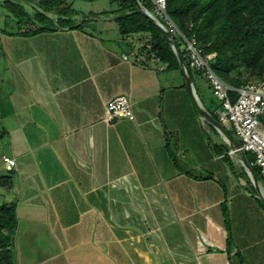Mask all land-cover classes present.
<instances>
[{
	"label": "crops",
	"instance_id": "crops-1",
	"mask_svg": "<svg viewBox=\"0 0 264 264\" xmlns=\"http://www.w3.org/2000/svg\"><path fill=\"white\" fill-rule=\"evenodd\" d=\"M3 36L17 45L4 46L8 64L19 67L11 100L22 121L6 124L13 144L0 150L17 160L4 166L16 194L3 197L17 201L18 264H231L221 203L240 191L231 176L226 197L193 169H218L223 153L201 142L207 123L219 129L194 110L182 70L183 83L164 82L162 64L142 65L119 38L77 28ZM120 93L134 119L108 121L106 105ZM219 122L227 131L229 122ZM172 137L178 166L166 146ZM112 176L125 179L129 198L109 208Z\"/></svg>",
	"mask_w": 264,
	"mask_h": 264
},
{
	"label": "trees",
	"instance_id": "trees-1",
	"mask_svg": "<svg viewBox=\"0 0 264 264\" xmlns=\"http://www.w3.org/2000/svg\"><path fill=\"white\" fill-rule=\"evenodd\" d=\"M111 1L117 5V8L110 11L91 12V14L94 16L115 14L113 18L118 24L119 39L125 42L129 50L137 51L138 55L143 56V59L138 63L148 66L153 60L165 66L164 70L179 69L180 71L179 57L173 47V44L178 49L181 47L182 39L179 34L172 32L174 43L170 42L157 25L139 9L137 0ZM139 1L158 20L168 26L165 17L156 10L155 0ZM0 3L16 17L18 24L24 21L31 23L30 26L19 27L16 31L5 32L10 35L29 36L42 31H55L66 27L83 29L82 24L86 21L85 18L76 21L74 16L77 11L68 4L67 0H39V5L43 9L37 10L33 14L19 0H0ZM49 13H59L60 15L54 22ZM165 14L181 33L188 39H194L195 45L202 49L203 54L214 53L210 59V66L226 82L239 86L242 82L255 81L263 77L264 0H165ZM36 21L40 24H37ZM180 52L187 64L194 86H196V76L203 77L208 81L201 70L191 67L187 52L185 50ZM231 95L235 96L236 94L232 91ZM220 106L221 101L219 100V108ZM193 108L196 110L195 106ZM5 115V109L0 103V120ZM228 133L231 134L230 131ZM6 134L7 129L3 127L0 130V138ZM166 137L169 135L166 134ZM166 146L178 166L179 160L171 148L170 141H167ZM217 148L220 153H223L222 159L226 160L228 153L220 150L218 146ZM249 152L245 151V155L247 160L252 163L254 155H250ZM252 168L258 180L264 181V174L260 167L252 164ZM232 171L235 174V170L232 169ZM243 172L255 190L250 177L246 171L243 170ZM198 176L212 178L208 174ZM13 184V170L7 174H0V188H10ZM221 185L224 187L227 197L226 186L222 183ZM256 199L260 208L264 210L262 200L258 197ZM221 205L227 230L226 251L230 263L246 264V251L257 246L258 233L251 229L249 224L245 228L246 220L239 216L237 218L235 213H233L235 218H232L227 198L222 201ZM17 223V201H2L0 203V264H18L14 240ZM245 231L248 233L244 234Z\"/></svg>",
	"mask_w": 264,
	"mask_h": 264
},
{
	"label": "rangeland",
	"instance_id": "rangeland-1",
	"mask_svg": "<svg viewBox=\"0 0 264 264\" xmlns=\"http://www.w3.org/2000/svg\"><path fill=\"white\" fill-rule=\"evenodd\" d=\"M19 1L31 14L35 13V11L37 10L43 9V7L39 5V0ZM67 2L77 11V14L74 16L76 21L83 20L84 18L86 19V21L82 24L83 29H79L91 32L97 36H102L104 38H119L117 37L119 35L118 24L113 18L115 15L114 13L99 15V17H94V15L91 14V12H100L105 10L110 11L117 8V5L111 0H67ZM49 15H51L53 21L55 22L60 14L49 13ZM36 23L40 24V22L37 21ZM30 24V22L26 21L18 24L16 17L0 3V103L4 107L6 113V117H2L0 120V130L5 127L6 124L8 126L11 125V127L18 126L19 122L22 121V118L20 119L17 112L15 111V103L13 104V100H11L12 91L17 87V83L19 80V67H17L16 65H14L13 67L12 65L8 64V60L3 50L5 45L7 47H15L16 49L17 45L13 44L12 40H10L9 38H4V36L1 37V32L5 33L6 31H16L19 27L30 26ZM48 42L53 43V41ZM45 44L46 46L50 45L51 48L55 47V44ZM24 46H29L27 41H25ZM162 75L164 82L173 83L175 85L180 82L183 83V78L180 74L179 69L169 70ZM196 79L197 77H195V91L198 92L203 107L207 109L211 114H216L215 116L217 117L218 115L216 111L219 108V100L215 96L211 84L203 77L197 80ZM16 93L17 91H15V94ZM226 129H228L232 133L236 141H239V138L232 128L231 123L226 126ZM203 133L204 134H202L201 136L202 143L204 142L210 144L209 146L211 147L212 151L216 152L215 149L218 146L220 150L228 153V151L226 150H229L230 147L225 143V139L217 129H213L210 124L207 123L206 127L204 126ZM173 140L175 139L172 137V141ZM12 144L13 139L8 134L0 138V150L5 149V151L10 153V145ZM171 146L176 153L177 144L175 143V141H173ZM189 153L190 151H187V154ZM249 154L252 155L253 153L249 152ZM190 158L191 157L189 155L188 159H182V161L191 163ZM192 163L194 164V161H192ZM220 163L221 166H219L218 169H211L209 165L202 166L201 164H198V166L194 165L193 169L196 170V172L211 175L212 178H214L217 182H219L220 184H224L227 188V192L229 193L232 188L229 182L231 181V176L235 178V184L238 186L236 190H239L240 193H238L234 199L229 197L227 201L228 206L232 211V218L234 217L233 213H235V216H237V218L239 216L245 219V228L246 225L249 224L251 226V229L256 230V233H258L259 236V239L257 238V246H254V248L246 251V264H264V210L260 208L256 197H258L260 200H262V198L260 197V195H258V191L255 186V190H253V187L251 186L247 175L243 172L244 170L248 174L246 168L242 165L241 162H239L238 160L236 161L230 152L228 153L226 160L223 159L222 161H220ZM5 165L6 163L3 161L2 154H0V174L7 173L4 170ZM232 169L235 170L236 175L233 173ZM126 171H130V168ZM129 174L131 175V173ZM113 176L107 183L108 192L106 197V205L109 208H114L116 205H119V201H123L129 198L126 193L127 191H125V189H121L124 185L125 179L122 178L124 180L122 182L121 178H114ZM128 179L130 180V178ZM261 184L264 186L263 180ZM191 188L195 193L196 191L194 190L196 188ZM4 194L9 198L16 193L8 192L5 187L0 188V203L4 201ZM129 201L131 202V199L128 200V202ZM232 203L233 205H231ZM108 231L110 230L108 229ZM245 233H248V231H245L244 234Z\"/></svg>",
	"mask_w": 264,
	"mask_h": 264
},
{
	"label": "built area",
	"instance_id": "built-area-1",
	"mask_svg": "<svg viewBox=\"0 0 264 264\" xmlns=\"http://www.w3.org/2000/svg\"><path fill=\"white\" fill-rule=\"evenodd\" d=\"M156 10L163 15L171 32H176L181 37L179 51L185 50L191 67L201 70L203 76L210 82L214 94L221 101L220 108L216 111L221 122H229L239 138L235 149L250 151L254 155L251 164L260 167L264 174V75L255 81H245L239 86L232 85L223 80L210 66V59L214 53L203 54L202 49L195 45L194 39H188L173 21L165 14V0H155ZM176 50V49H175ZM136 62L143 56L137 51H130ZM123 57L128 59L129 55ZM235 92V96L231 92ZM134 119L132 101L127 94H117L106 105V119L114 121L118 118ZM3 161L8 169L17 166L15 157L2 154Z\"/></svg>",
	"mask_w": 264,
	"mask_h": 264
},
{
	"label": "water",
	"instance_id": "water-1",
	"mask_svg": "<svg viewBox=\"0 0 264 264\" xmlns=\"http://www.w3.org/2000/svg\"><path fill=\"white\" fill-rule=\"evenodd\" d=\"M137 3H138L139 9L141 11H143L157 25V27L169 39L170 42L174 43V38H173L172 32L170 30H168L166 27H164V25L149 12L141 4V2L139 0H137ZM173 47L176 49L175 51L179 57L182 74L184 76L187 88L190 91L191 97L193 99V102L195 104V107H196L198 113H200L204 118H206L208 121H210L211 123L216 125V127L219 129V131L223 135H225L226 138L229 140L231 150L235 154H238L240 156V160H241L242 165L246 168L254 186L256 187L258 193L261 195L263 202H264V196H263V193L260 189L258 178H257L256 173H255L254 169L252 168L250 162L247 160L245 152L243 150L235 149L238 142L224 129V127L220 124V122L211 113H209L207 110H205L204 108L201 107V105L199 104V102L195 96V93L193 90L192 78L189 74L188 67H187V64L184 60V57L181 54V52L177 49V46L175 44H173Z\"/></svg>",
	"mask_w": 264,
	"mask_h": 264
},
{
	"label": "clouds",
	"instance_id": "clouds-1",
	"mask_svg": "<svg viewBox=\"0 0 264 264\" xmlns=\"http://www.w3.org/2000/svg\"><path fill=\"white\" fill-rule=\"evenodd\" d=\"M150 12V11H149ZM151 13V12H150ZM152 14V13H151ZM153 15V14H152ZM154 16V15H153ZM155 17V16H154ZM156 18V17H155ZM157 19V18H156ZM160 21V20H159ZM161 22V21H160ZM162 23V22H161ZM175 49V48H174Z\"/></svg>",
	"mask_w": 264,
	"mask_h": 264
}]
</instances>
